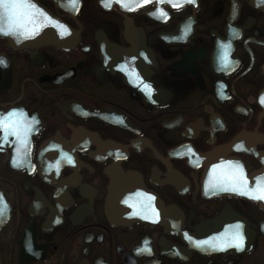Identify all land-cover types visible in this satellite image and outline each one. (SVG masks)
Here are the masks:
<instances>
[{"label":"flooded vegetation","instance_id":"af4514ba","mask_svg":"<svg viewBox=\"0 0 264 264\" xmlns=\"http://www.w3.org/2000/svg\"><path fill=\"white\" fill-rule=\"evenodd\" d=\"M27 2L0 36V264H264V0Z\"/></svg>","mask_w":264,"mask_h":264},{"label":"snow or ice","instance_id":"6c2138e0","mask_svg":"<svg viewBox=\"0 0 264 264\" xmlns=\"http://www.w3.org/2000/svg\"><path fill=\"white\" fill-rule=\"evenodd\" d=\"M123 6L127 7L128 3L127 0H120ZM76 3V0H73V4ZM0 5H2L4 9V13L9 18L10 22L16 21L19 17L18 10L20 9H35V5L30 4L27 2V0H0ZM106 6H110L109 4H106ZM179 6V5H176ZM161 15H166V13L163 12V10H160ZM11 27L7 31H11ZM0 31H6L4 28L0 27ZM264 198V197H261ZM239 227V226H238Z\"/></svg>","mask_w":264,"mask_h":264},{"label":"water","instance_id":"95a60500","mask_svg":"<svg viewBox=\"0 0 264 264\" xmlns=\"http://www.w3.org/2000/svg\"><path fill=\"white\" fill-rule=\"evenodd\" d=\"M28 15H30L32 18H30V19H26L25 18V21L23 23L26 26V30L29 29V27H30L29 25L31 23H35L36 21H38V18L37 17H34V15L32 14V12H28ZM11 23H17V20L16 21H13V22H10V21L0 22V27L4 28L6 30V26L8 24H11ZM16 29H17V27L15 29H13V30L10 31V32L13 33L12 36L8 33V36H4V37L7 40H9V41H19V40H21V44H28L31 41L35 40V39H32V38H29L28 36L21 37V38L17 39L16 38V34H18V33L16 32ZM2 33H3V31H0V36H3ZM38 38H40V37H37L36 39H38ZM50 38L53 40L54 36L52 35ZM46 39H48V37H46ZM250 239L252 240V236H250Z\"/></svg>","mask_w":264,"mask_h":264}]
</instances>
